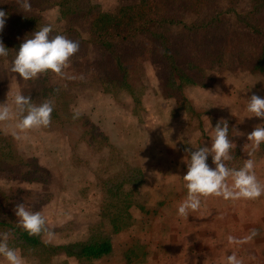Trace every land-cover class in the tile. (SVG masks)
<instances>
[{
    "label": "rangeland",
    "instance_id": "1",
    "mask_svg": "<svg viewBox=\"0 0 264 264\" xmlns=\"http://www.w3.org/2000/svg\"><path fill=\"white\" fill-rule=\"evenodd\" d=\"M9 1L16 12L25 11L20 7L24 0H0V5H7ZM66 1L69 17H75V24L84 32L86 26L80 23L92 25L102 10L116 12L123 6L150 2ZM174 1L181 13L191 14L194 5L201 3L203 7L212 0ZM229 1L235 2H226ZM27 2L31 4L27 11L40 15V21L45 24L51 23L59 29L70 27L66 18L64 22L60 20L51 0ZM237 2L243 6L247 0ZM81 16L84 18L80 20ZM17 20L20 28L22 21ZM217 25L219 39L210 43H227V47L221 49L225 51L221 62H213L208 56L200 57L203 72L198 70L195 74L194 70L186 74L198 82L199 87L184 79L176 82L170 68L149 58L141 60L143 64L137 68L140 79L129 87L132 92L124 88L104 92V85L77 82L84 71L85 75H98L97 65L85 63L83 58L79 60L82 68L76 60L75 68H67L49 84L47 76L40 85V77L25 81L11 72L13 54L0 57V103L12 105L13 97L19 92L30 96L37 105L39 101L48 100V87L53 89L54 84L60 85L50 92L53 112L49 127L20 132L15 127L17 120L0 123V218L9 213L15 216V207L26 192L24 202L28 208L40 211L46 219V227L54 233L51 239L43 233V242L59 245L69 240L83 241L90 237H84L87 229L84 222L89 217L85 213L87 206L80 205L81 196L89 201L94 190L103 196L102 182L124 179L130 168H138L144 177V196L134 190L133 199H129L134 205L130 216H119L125 227L112 237L111 255L95 260L61 253L51 256L48 245L23 247L10 234L9 246L20 252L25 264H226V257L232 254L243 264H264V196L256 200L209 197L202 199L200 210L190 213L187 220L177 214L178 205L187 195L183 175L187 172L185 161L190 157L185 149L195 151L198 147L211 146L209 121L212 127L218 122L223 125L224 120L228 123L229 139L236 144V161L226 163L227 166L239 169L251 158L255 161L258 179L264 183V144L249 155L251 142L247 140V134L256 126H264V120L250 118L251 114L246 111L252 94L264 97V81L250 72L251 65L261 54V38L251 35L250 29L235 22L232 15ZM11 27L5 21L0 41L12 36ZM205 34L207 32L202 36ZM181 38L186 39L179 45L189 44L190 53L201 47L186 42L187 35ZM182 46L176 47V52ZM186 63L182 65L185 70L188 69ZM197 75L202 76L198 79ZM181 88L184 98L179 97ZM197 112L203 113L197 116ZM199 117L204 118V131L203 137L197 139L201 134L197 126ZM177 119H180L179 124ZM235 131L244 135L235 136ZM105 143L121 152L108 161L102 160L99 151ZM128 150L132 153V166L122 162L120 156ZM92 161L96 166L90 169ZM207 162L215 167L211 156ZM113 188L110 197L119 199L123 187ZM105 218L100 223L105 225ZM253 229L257 234L245 243L233 244L228 240L229 236L243 240ZM0 264H7L3 257Z\"/></svg>",
    "mask_w": 264,
    "mask_h": 264
},
{
    "label": "trees",
    "instance_id": "2",
    "mask_svg": "<svg viewBox=\"0 0 264 264\" xmlns=\"http://www.w3.org/2000/svg\"><path fill=\"white\" fill-rule=\"evenodd\" d=\"M226 1L212 0L208 3L209 5L203 7H201V3L194 5L192 15L181 13L183 11L176 8L174 0H150L146 4L120 7L119 12H113L114 9L111 11L102 10L97 14L96 21L92 25L80 23L81 26H86L85 32L83 28L81 30L79 25L75 24V17H69L66 11L68 10L66 0H51V4L55 5L62 22L65 18L66 22L69 21L70 27L67 29H59L51 23L45 24L40 21V15L37 13L16 12V7L9 1L7 5H0V10L8 14L6 19L8 26H12V36L9 39L5 38L3 44L8 49V53L13 54V57H15L21 43L26 39H30L32 34L41 27L50 25L53 29L51 35L61 34L79 42V51L70 58L69 62L72 64L69 63L67 68H75L76 60L82 68V62H79L81 58L84 59L85 63L97 65L98 75H85L84 71L80 75V79H77V82L80 80V84L87 82L89 86L96 84L102 87L104 85L106 88L104 92H115L120 88L131 91L129 87L134 86L133 81L140 79L137 68L143 64L141 60L149 58L154 63L165 64L166 67L170 68V75L176 82L184 79L198 86V82H194L186 74L194 70L195 74L198 70L200 73L203 72L202 63H199L200 57L208 56V59L212 58L213 62H221L225 52L221 49L227 47V43L214 45L210 42H216L219 39L217 24L222 21L225 22L226 17L232 15L235 22H240L245 25V28L250 29L251 35H258L261 38V54L251 65L250 72L264 81V0H247L243 6H239L238 2L235 3L236 0H234L235 2ZM83 18L84 16H81L80 20ZM17 19L22 21L20 28L17 26ZM205 32L207 34L202 36ZM184 35H187L188 38L186 42H192L201 47H197L190 53L189 44L179 45L181 42H185L186 38H181ZM179 46L182 47L176 52V47ZM252 51L253 47L252 50H249L250 55H252ZM186 61L188 69L185 70L182 65ZM47 76L48 84L52 78L54 82L55 78L59 77L51 72L41 74L38 76L40 77L38 78L40 85L44 84ZM197 76H200L198 77L200 79L202 75ZM59 86L56 83L53 89L48 87V100H51L50 92L56 91ZM181 96H183L182 98L185 97L182 88L179 97ZM42 102L44 101H39L37 105ZM202 113L197 112L195 115L201 116ZM179 121L180 119L176 120L178 124ZM203 121V117H199L197 121L201 133L197 136V139L203 137ZM194 132L196 134V130ZM96 142L101 144L98 139H96ZM120 152L121 149L116 150L115 146L106 143L99 151L101 157H103L102 160L106 161ZM231 155L233 159L227 161L228 164H233L236 161L235 149L231 152ZM120 156L123 159L122 162H125L127 166L133 165L131 162L132 153L129 150ZM92 166L93 168L96 166L94 161H92L90 169ZM109 166L107 168L108 172ZM111 166H114L113 162ZM128 172L129 174H126L124 179H112L118 183L110 180L106 183L102 182V185L104 184L102 190H104L105 196H99V192L95 190L89 201L84 195L81 196L80 205L87 206L85 213L89 217L84 222L87 227L84 237L90 238L83 241L69 240L59 245H50L41 239L43 233L39 236H29L18 226V220L16 221L15 216L9 212L10 215L0 218V232H10L11 237L23 247L41 245L46 247L48 245V254L51 256L61 253L67 257L74 256L78 259L95 260L111 255L113 252L112 237H115L114 235L125 227V223L121 224L119 216L121 214L130 216L131 208L134 205L129 199H133L134 190L140 191L143 196L145 194V191L142 190L144 187L143 172L138 168H130ZM116 174L114 172V175ZM110 182L111 184H109ZM90 185L92 186V184ZM121 186L123 187L122 196L119 199L110 197L112 191L114 193L113 187L118 188ZM23 193L24 197L27 196L26 192ZM24 197L21 203H24L28 208L26 202H24ZM136 204L139 205L137 202ZM110 209H112V213L109 211ZM104 217L107 219L105 225L100 223ZM54 230L57 231V229Z\"/></svg>",
    "mask_w": 264,
    "mask_h": 264
},
{
    "label": "clouds",
    "instance_id": "3",
    "mask_svg": "<svg viewBox=\"0 0 264 264\" xmlns=\"http://www.w3.org/2000/svg\"><path fill=\"white\" fill-rule=\"evenodd\" d=\"M20 7L27 11L30 10L31 4L24 0ZM7 15L5 11L0 10V32L5 27ZM52 31L50 25L43 26L35 31L30 39L21 43L12 61L11 72L18 74L25 81L48 72L62 76L70 58L79 51V42L61 34L53 36ZM7 56L8 49L0 41V57ZM246 111L251 114L248 117L264 120V97L252 94L247 101ZM52 112L51 100L35 105L30 96L17 92L13 97L12 105L0 103V123L17 120L15 127L20 132L47 128L52 122ZM209 128L210 147H198L195 151L185 149L190 157L185 161L187 172L183 175L187 195L178 205L177 214L186 220L190 213L200 210L202 199L217 197L224 200H256L264 196V183L256 175L253 159H246L239 169L230 168L226 164L233 159L231 152L236 147L235 142L229 139L227 121L224 120L223 125L218 122L215 127H212L209 121ZM235 132V136L244 135L242 132ZM19 138L17 136V139ZM247 140L251 142L249 155L259 151L260 146L264 144V126H256L247 134ZM209 156L212 164L215 165L214 168L207 162ZM15 216L19 218L18 226L29 236L46 233L49 239L53 237L54 233L46 227V219L40 211H32L26 208L24 203H19L15 207ZM256 234L253 229L243 240H237L232 236H229L228 240L233 244H241L251 240ZM9 238V232L0 233V257H3L7 264H25L20 252L9 246ZM226 264H243V262L232 254L226 257Z\"/></svg>",
    "mask_w": 264,
    "mask_h": 264
}]
</instances>
